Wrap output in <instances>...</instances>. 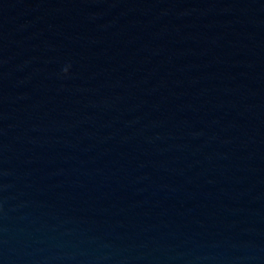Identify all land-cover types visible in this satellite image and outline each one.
<instances>
[{"label":"water","instance_id":"obj_1","mask_svg":"<svg viewBox=\"0 0 264 264\" xmlns=\"http://www.w3.org/2000/svg\"><path fill=\"white\" fill-rule=\"evenodd\" d=\"M0 264H264V0H0Z\"/></svg>","mask_w":264,"mask_h":264}]
</instances>
